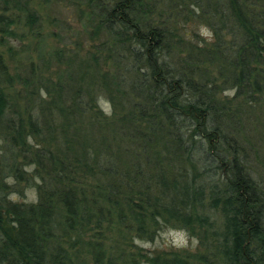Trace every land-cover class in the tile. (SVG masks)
Returning <instances> with one entry per match:
<instances>
[{"label": "trees", "instance_id": "1", "mask_svg": "<svg viewBox=\"0 0 264 264\" xmlns=\"http://www.w3.org/2000/svg\"><path fill=\"white\" fill-rule=\"evenodd\" d=\"M89 8L111 41L68 56L31 0H0L22 55L10 72L0 52V264H264V159L242 134L264 109V0ZM167 228L200 251L135 244Z\"/></svg>", "mask_w": 264, "mask_h": 264}, {"label": "rangeland", "instance_id": "2", "mask_svg": "<svg viewBox=\"0 0 264 264\" xmlns=\"http://www.w3.org/2000/svg\"><path fill=\"white\" fill-rule=\"evenodd\" d=\"M38 15L41 17V34L45 40V49H60L66 52L68 56H73L75 52H79L80 56H85L87 50H91V54H99V51L91 49L92 46L98 47L99 43L111 41L110 37L106 38L105 33L90 29L89 1L90 0H31ZM80 6L81 12L75 8ZM96 33V34H95ZM200 38L211 40V35L207 30H199ZM35 41H32L34 44ZM110 43V42H108ZM8 45L1 42L0 52L4 61L12 72L14 62L22 57L17 54L13 62L7 52ZM47 50V51H48ZM80 50V51H79ZM89 53V54H90ZM232 91H220L218 97L224 99L232 95ZM248 119L249 130L243 131V136L251 140L255 144L260 158L264 159V109L260 107H245L243 110ZM28 199L35 197L33 190H27ZM20 201V198H16ZM196 235L198 233L196 232ZM135 244L144 252L154 253H196L200 251L199 238L194 236L190 238L188 234L182 230H174L167 228L157 235L155 241L145 242L135 240Z\"/></svg>", "mask_w": 264, "mask_h": 264}]
</instances>
